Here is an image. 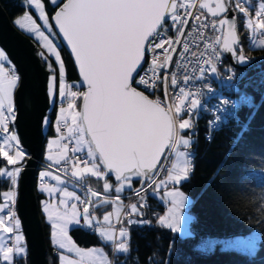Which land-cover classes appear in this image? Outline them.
Masks as SVG:
<instances>
[{
    "label": "water",
    "instance_id": "water-1",
    "mask_svg": "<svg viewBox=\"0 0 264 264\" xmlns=\"http://www.w3.org/2000/svg\"><path fill=\"white\" fill-rule=\"evenodd\" d=\"M183 1L66 0L49 21L84 89L79 118L89 146L105 170L104 178L112 172L116 184L117 179L135 172L141 182L132 193L154 173L168 146L171 123L165 110L130 84L142 67L147 41ZM197 7L219 18V52L230 68L244 70L235 64L238 37L228 0H199ZM24 36L0 7V49L19 75L13 94V127L28 154L18 176L16 214L27 264H46L33 181L44 142L49 72L43 68V55ZM30 157H34V165Z\"/></svg>",
    "mask_w": 264,
    "mask_h": 264
},
{
    "label": "trees",
    "instance_id": "trees-1",
    "mask_svg": "<svg viewBox=\"0 0 264 264\" xmlns=\"http://www.w3.org/2000/svg\"><path fill=\"white\" fill-rule=\"evenodd\" d=\"M65 1L60 0L52 6L49 0H41L49 21ZM239 3L245 4L252 12H255L256 0H251L249 6L243 1ZM24 4L25 0H0V7L7 19L21 33L24 32L15 25V21L21 16L25 15L37 23L32 9ZM178 10L179 7L176 12ZM241 18L239 15L235 16L236 33L240 45L244 48L245 57L250 62L244 66L246 69L237 72L235 83L245 86L241 94L249 95L253 99V104L240 108L237 117L228 118L230 121L223 124L211 137H208L207 116L194 120L191 128L182 132L183 137L191 140L184 147L189 154L191 173L178 185V190L190 199L187 209L191 216L188 225L190 236L180 238L158 225L156 221L164 211V207L149 196L147 205L141 210V220L146 221L147 224L125 226L128 232L127 248L124 254L115 256L113 264H264V47H251L247 39L248 29L244 27ZM169 23V20H166L164 26ZM32 41L35 42L33 39ZM41 51L45 56L43 62L45 69L56 76L57 82L56 65L53 59L43 50ZM58 51L63 64L65 81L69 84L76 83L72 86L73 96L69 99L80 113L84 89L70 56L60 44ZM221 69L223 73L230 69L224 58ZM4 70L6 72L5 67ZM132 85L139 89L135 82ZM57 107L56 101L53 109L47 113L49 121L44 131L45 142L49 137L54 136L53 122ZM44 148L45 144L43 151ZM97 161L100 164L98 157ZM5 164V161L0 159V169ZM101 170L105 173L102 166ZM114 178L115 175L110 172L103 179L88 177L82 179L79 184L101 192L108 198L110 196L123 198L141 182V177L135 172L116 180V184ZM37 181L38 173L34 186L38 203L43 196L37 192ZM106 183L111 187L109 192L103 189ZM119 186H122V191L116 195L114 189ZM11 188V180L0 176V202L2 193L9 192ZM85 195L89 197L87 192ZM128 198L129 196H125L124 200ZM6 214L11 217L12 212H6L2 216ZM152 214L156 218L148 221ZM39 219L46 249V263L57 264L55 253L57 251L50 245L49 226L45 225L40 214ZM254 228L258 230L260 241L255 253L251 256L230 251L200 254L194 250L196 242L203 237L225 238L245 235ZM68 235L79 248L103 246L95 233L83 232L81 228L69 229ZM14 237V232L12 236H7V242L12 243L13 249ZM5 251L9 253L7 247ZM11 264H27L25 254L13 258Z\"/></svg>",
    "mask_w": 264,
    "mask_h": 264
},
{
    "label": "rangeland",
    "instance_id": "rangeland-1",
    "mask_svg": "<svg viewBox=\"0 0 264 264\" xmlns=\"http://www.w3.org/2000/svg\"><path fill=\"white\" fill-rule=\"evenodd\" d=\"M49 1H50L49 3L52 6H55L60 0H49ZM237 1H239V2L243 1L244 2V0H237ZM229 2H230V0H229ZM247 2L250 4L251 0H247ZM24 5H26L32 9V11L34 12V15L37 19V23H36L24 15L28 20H30V23H31V24L25 25L24 29L26 30L27 33L33 34V37L39 43L40 49L43 50L47 54V56H49L50 58L53 59L55 65H56V71H57V82L55 81L56 76L53 75L52 73H49L47 84H46V86H47V97H48V101H49V105H50L49 111H51V109H53L56 101H57L58 107H57L55 119L53 122L54 136L49 137L47 139V141L45 142V148H44V151L42 154V161L46 165V168H42L38 172V181L47 179V182L44 183L43 186L40 184V186L38 187V190L40 193L41 189L48 186V185H50V187L57 188V185L55 183L49 184L50 183L49 179L51 177H54V176H59L68 182V184H62L61 183L59 186L60 189H63L62 190V199L68 200L70 197H73V198H75V201L77 200L79 202V200H80V195H79L80 185H79V183L82 181L81 176L103 179L105 173L101 170V166H100L99 162L97 161V156L91 150L89 143L86 139V136L83 133L82 124H81L80 118H79L80 113L78 112V109L75 107V104L72 101H70V99H69V97L72 98V96H73L72 95L73 94L72 86L76 85V83H70L69 84L65 81L63 64H62V61H61V58L59 55V51H58L59 42L51 30L49 20L47 18V15H46L44 7H43V3L41 2V0H25ZM179 6H180V4H177L176 7H179ZM255 6L257 7V11H255V12H252L250 10V8L247 6L243 7V9H247L250 12V13L248 12L250 14L249 19H247V17L243 16L244 15L243 13L239 12L238 15L242 17L241 20L243 22L244 27L248 29L247 39H248L251 47L262 48V47H264V42H258V41L254 40V38H253L254 32H253L252 27H255V26L258 27V25L259 26L261 25V19H260L259 15L262 12H264V1L256 0ZM232 8H233V11H235L234 7H232ZM236 12L237 11H235V13ZM177 13H178V11L174 12V14L168 16L169 19L167 18L166 20H169L170 23L174 22L175 14H177ZM236 15H237V13L234 14L233 17H235ZM163 24L160 27H162ZM235 25H236V20H235ZM0 51L3 53L2 54L0 52V63H1L2 60L6 58V56L1 49H0ZM5 61H6V59H5ZM237 65L240 67L246 66V64H244V62L240 58H237ZM8 75L9 76L5 75L4 65H3V67H1V65H0V76H1L0 78H3L5 80V82L0 83V94H1L0 95V105H1L0 108H3V109H0V112L3 111L4 109H6L5 113H10L12 115V119H13V115H14V113H13V94H14L15 88L17 87L18 80L7 81L9 79V77L11 76V73H9ZM7 89L10 90V94L5 93L7 91ZM146 99H148V98L146 97ZM176 105H177V107H179L181 105V103H177ZM5 107H8V108H5ZM7 110H11V111H7ZM176 113H177V116L180 115L178 110L176 111ZM233 119H235V118H233ZM48 121H49V119L47 116L43 120V130L44 131L47 128ZM61 121L65 122L67 124L66 132H64V133L60 132L59 127H58L59 122H61ZM223 124H226V123L221 121V125H220L219 129L221 128V126ZM4 125H5V127L8 128V130L3 129L5 132V138L0 136L2 138L0 140L1 141L0 142V159H3L7 165L6 164H5V166L3 165V167L0 169V175L3 177H7L8 175L11 174L10 171L12 170V167H13L17 170L15 173L16 174V181H17L20 170L22 169L24 160L26 159V154H25V152H23L21 150L16 151L13 148V145H15L17 142H19V140L15 134V131H14L13 121H12V124H5L4 123ZM179 129L181 132H184L188 129L187 123L183 119H181V121H180ZM65 141L71 142L74 145V150L71 151L73 155L84 154L86 156V160H88V161H86L87 162L86 164L82 163L83 159L77 158L76 159L77 166H75L73 164H71V166H70L71 153L64 146ZM190 141H191L190 139H187L186 137L182 136L181 139L179 140L178 144H180V145L182 144L181 148L186 149L184 147ZM12 143H13V145H12ZM169 148H170V150L173 151L172 147H169ZM13 151H15L14 161L11 160L9 157V155L13 154ZM55 151H56V154H55ZM82 151H83V153H80ZM179 153L180 154H176V156H175V157L178 156L176 158V161H175V164L177 163V165L174 166V169H172L173 167H171L170 174L173 170L172 175H176V177L181 178L182 180H185L186 176H188L187 165H186L187 160H186V158H184L183 152H179ZM185 155H186V153H185ZM64 159H66V160L64 162H62V164L68 166V168L70 169L69 173L57 170V167L59 164L58 165H56V164L58 162L64 160ZM187 159L189 160V156ZM84 161H85V159H84ZM14 163L19 164V165L16 167L14 165ZM83 164H84V166H82ZM80 166H82V167H80ZM190 168H191V165H190ZM156 170L152 174V179L158 175L159 170H157V171ZM161 174H162V172H161ZM169 175H166L165 177L161 176V178L159 179V182L156 183V185L157 184L158 185L160 184V185L159 186L157 185L156 186L157 188H153L150 192L151 193L150 196H152V194L154 192V194L157 197H159L161 200L172 201L171 204L170 205L168 204L167 208H165L164 211L159 216H163L166 214V215H171L170 217H173V218L174 217L179 218L177 215L178 214L181 215V213H182V215L185 214V217L190 218L191 216L189 215V213L187 211L188 207H187V209L185 208L184 211L178 209L181 206H183L185 203L181 202L176 197V195L169 196V195L174 194V192H171V191H173L174 189L178 190V185L180 184V183H178L177 186L175 185V186L171 187L172 182L170 181V179H168ZM156 179H154V181ZM149 183H150V180L148 181V184ZM15 186L17 188L16 183H15ZM83 189L85 190V192L87 190L89 191V187H86L84 184H83ZM103 189H104V191L109 192L111 190V187L108 183H106L105 185H103ZM121 191H122V186L116 187L114 189V194L118 195V194H120ZM166 191H168L169 195L166 194ZM99 193H100L99 195L101 196L102 193L101 192H99ZM131 193L124 195L123 198L125 199V196H129ZM180 193H181V195H183L184 199L187 200L186 204L190 205V199L185 194H183L182 192H180ZM57 197H58V193H56V195H54L53 198L49 199L46 202H44L43 198L40 200V202L42 204L46 203V205H45L46 209L50 208L49 213H50V211H52V213H54L53 208L56 206ZM93 198H94V196H92L90 199H88L89 205L87 207H85L88 211H89V206L94 209V199ZM10 201H11L10 192L2 193L1 202H0V256H1L0 257V264H11L12 258L10 259V257L13 256V254L2 253L3 251L5 252V247H7V246H4L5 243L7 245V236H8L7 234H9L13 230V227H11L9 219H8V218H10V216H6V218H4V216H2V213L7 212L6 208L9 207ZM75 201H73L72 203H74ZM145 201L147 203L148 197H146ZM145 201H144V203H145ZM13 202H15V200ZM83 203L87 204L88 203L87 199L80 201L81 205H83ZM51 208H52V210H51ZM94 214H95V212H94ZM121 214H122V211L120 213V216L118 217V219L115 222V223L119 224V229H120V231L118 233V239L117 240H116L117 232L112 230L113 226H115V225L111 226L112 228L109 227V230L113 234V238L111 237L112 238L111 246L113 244H115L117 252H122L123 250L126 251L127 242H128V232H127L126 227L123 226L124 225L123 222H124V219H125L127 214L125 213L123 215V217H121ZM12 216L14 218L15 228L17 230L16 234H15V238H14L15 254H16V256L19 257V256L24 255L23 250L25 251V246H24L22 234L20 232L19 220L17 218L16 210L14 208V203H12ZM152 218L153 217H151V215H150L149 216L150 220H148V221H153L154 219H152ZM53 220L54 219H52V221ZM157 222H158V225L162 226L163 228L171 229L174 232L172 234L175 235V231L178 229V227L175 226L176 220H169L165 223H163L161 220H159ZM54 223H55V225L53 228V239H57V241H58L57 247L62 248V250H64V252H69V249H68L69 244H67V242L65 240V236L63 237L60 233L61 232V229H60L61 221H55ZM137 223L139 225L147 224V222L144 220L143 221L140 220ZM182 226L187 231L186 237L190 236V231L187 228V226L185 224ZM82 231L84 232L83 229H82ZM42 235H43V232H42ZM259 241H260V236H259L258 230L254 228V229L250 230L245 235L230 236V237H225V238L224 237H203L199 241L196 242V244L194 245V250L200 254H206V253H210V252L212 253L214 251H218V252L230 251V252H237L239 254L251 256L255 253L256 248L259 244ZM44 246H45V244H44ZM12 249H10L9 251H12ZM71 250L73 251L72 248H71ZM111 251L112 250L109 251V254L111 253ZM45 256H46V249H45ZM61 258H63V256H61ZM63 259H65V261L62 264H70V263L76 264V263H78V262H69V260H67V258H63ZM45 260H46V258H45ZM113 261H114V259H113ZM107 262H108V264H110V260H107ZM111 263L113 264L112 260H111Z\"/></svg>",
    "mask_w": 264,
    "mask_h": 264
},
{
    "label": "built area",
    "instance_id": "built-area-1",
    "mask_svg": "<svg viewBox=\"0 0 264 264\" xmlns=\"http://www.w3.org/2000/svg\"><path fill=\"white\" fill-rule=\"evenodd\" d=\"M198 1L184 0L179 6L174 22L165 26L163 24L160 31L150 38L144 49L142 68L135 77V81L143 86V93L148 100L164 108L174 121L175 126L172 123L173 130H179V132L181 119L187 123V126L192 125L194 118L199 116L200 112H205V108L209 106V100L216 94L221 96L220 102L222 104L221 114L213 115L214 117L211 119L218 121L216 129L220 126L221 121L226 123L229 120L227 115L236 118L239 109L243 107L240 106L241 104L245 107L252 105V99L249 95L243 96L241 94L244 92L245 86H239L235 83V71L230 68L227 72L228 75H222L225 74L221 71L222 57L219 55V42L222 33L216 30V20L197 7ZM230 7L231 10L234 7L237 14L243 13L244 15H242L249 19L250 12L243 9L246 7L245 4L239 3L237 0H230ZM259 16L261 25L252 27L253 38L255 41L264 42V12ZM164 49H167L166 53H162ZM235 51L236 56L244 64L250 62L245 57L244 48L239 42L235 46ZM9 73L10 71L7 69L5 75L9 76ZM219 77L223 80H220ZM222 93L225 96H222ZM177 103H181V105L177 107ZM177 110L180 113L179 116H177ZM0 113V136L5 138L3 129L6 130L7 127L4 123L12 124L13 119L10 113ZM211 123H208L209 129L212 127ZM64 127V123L59 122V130L63 131ZM172 137H174L173 140L176 139V135ZM17 147L18 145H13L14 150ZM67 148L70 149L71 146L68 145ZM183 154L184 158L188 155L184 149ZM77 158L82 159V157H74L76 164ZM186 160V165H190L189 160ZM82 163H84V159ZM161 176V171H159L158 175L150 181V185L147 184L143 189L131 193L129 195L130 203L145 201ZM154 179L156 180L154 181ZM84 191L83 186L80 185L79 206L82 208L89 205V198ZM86 199L88 203L81 205L80 201ZM124 214L125 210L122 211L121 217ZM89 215H94L93 208L90 206ZM151 217L154 219L155 216L152 214ZM113 225H111L113 228L110 227L117 232L119 224L114 223ZM113 248L112 246L110 249L112 251L109 254L110 264H112L111 260L112 262L113 259L115 260ZM7 249H12V243L7 246Z\"/></svg>",
    "mask_w": 264,
    "mask_h": 264
},
{
    "label": "crops",
    "instance_id": "crops-1",
    "mask_svg": "<svg viewBox=\"0 0 264 264\" xmlns=\"http://www.w3.org/2000/svg\"><path fill=\"white\" fill-rule=\"evenodd\" d=\"M244 2L248 6L250 5L247 1L244 0ZM255 11H257L256 6H255ZM27 24H31V23H30V20H28L25 16H22L15 21V25L18 27L19 30H21L22 32L29 35L32 39L35 40V38L33 37V34L27 33L26 30L24 29V26ZM35 41H37V40H35ZM5 59H3L2 62L0 63L1 67H3V65H4V67H6L8 60L6 59V61H5ZM9 80L10 79H8L7 81H9ZM2 82H5V80L3 78H0V83H2ZM5 93L10 94V90L7 89V91ZM0 107H1V105H0ZM5 108H8V107H5ZM0 109H3V108H0ZM3 111H6V109H4ZM80 153H83V151ZM55 154H56V151H55ZM176 154H180V153H176ZM176 154H175V156H176ZM14 155H15V152L13 154L9 155L10 159L13 161L15 159ZM175 156H174V160L172 162V165H173L172 169H174V166L177 165V163L175 164V161H176V158L178 156L177 157H175ZM65 160L66 159L58 162L56 165H58V164L60 165V163L62 164V162H64ZM86 161H88V160H86ZM86 161L84 164L87 163ZM84 164L82 166H84ZM14 165L17 167L19 164L14 163ZM82 166H80V167H82ZM16 171L17 170L16 169L13 170V167H12V170L10 171L11 172L10 175H8L7 177H3L0 175L3 178H8L9 180H11L12 188L9 191L10 197H11V201L9 202L10 204L13 203V201L16 199L15 183L17 185V182H18V179L16 181V174H15ZM172 173H173V170L168 177V179H170V181L172 182L171 187L175 186V185L177 186L178 183H181L183 181L181 178L176 177V175H172ZM81 177H82V179L88 178V177H84V176H81ZM90 178H92V177H90ZM44 180H47V179H44ZM49 182H50L49 184L55 183L57 185V188L50 187V185H48V186L42 188L40 193H39L38 189H37V191L40 195L43 196L44 202L53 198L54 195H56V193H58V197L56 200V206L53 208L54 213H52V211H50V213H49L50 208L46 209V207H45L46 203L42 204L39 201L37 203V206H38V214L41 215L45 225L49 226L50 245L55 251H57V252H55L57 264H62L65 261V259H63V258H67V260H69V262H78L76 264H108L107 260H109V251H110L112 246H114V251H115L114 255L115 254L120 255V254L125 253V250H123L122 252H117L115 244H113L111 246L113 234L109 230V227L116 222V220L120 216L121 211L123 210V204L125 201L124 198H121L119 196H110L108 198V197H105L104 194H102L100 196L99 192H96L95 190L89 188V191L87 190L86 192L89 195V197H88L89 199L92 196H94V198H93L94 199L93 211L95 212L94 215H89V211L85 207L84 208L80 207L79 202L77 200L75 201V198L70 197L68 200L62 199V190L63 189H60L59 186L61 183L62 184H68V182L65 179H63L59 176H54V177H51L49 179ZM171 192H174V194L169 195L168 191H166V194H168L169 196L176 195V197L181 202L185 203L183 206H181L178 209L183 210V211L185 208L187 209V207H188V204H186L187 200L184 199L183 195H181V193L175 189ZM152 199L155 200L158 204H161L164 207V209L167 208L168 204L170 205L172 202L170 200L163 201L159 197H157L154 193L152 194ZM73 201H75V202L72 203ZM6 209H8V208H6ZM51 210H52V208H51ZM141 210H142V208L140 205L131 206L129 209V213L126 215V217L124 219V222H123L124 225L123 226L139 225L137 222L141 220V215H142ZM2 215H4V213H2ZM6 216H7V214L4 216V218H6ZM170 216L171 215H166V214L163 216H158L157 221L161 220L163 223H165L169 220H176L175 226L178 227V229L175 231V235H177L181 238L189 237V236L186 237L187 231L182 225L185 224L188 228V225L191 221V217L190 218L185 217V214L182 215V213H181V215H179V214L177 215L179 218L174 217L175 218L174 219L173 217H170ZM137 217H139V219ZM8 219H9L11 227H13V230L7 235L12 236L13 232L16 234L17 230L15 228V222H14L13 216L11 215V217ZM52 219H54V220L52 221ZM55 221H61V227H60L61 232L60 233L63 237L65 236V240H66L67 244H69V248H68L69 252H64V250H62V248L57 247L58 241H57V239H53V228L55 225V223H54ZM157 224H158V222H157ZM71 228H81L86 233H89V232L95 233L99 237L103 246H101V247L100 246L99 247H90V248H86V249L79 248L77 245H75V243L70 239V237L68 235V231ZM167 230L174 233L171 229L167 228ZM119 231H120V229H118V231H117V239H118ZM71 248L73 249V251L71 250ZM2 253L13 254V256L10 257V259L12 258V260H13V258H16L17 256L15 254V244H14V249H12V251H9V253H7L6 251L5 252L3 251ZM23 253L25 254L24 250H23ZM61 256H63V258H61ZM25 257H26V254H25ZM12 260H11V262H12ZM70 264H73V263H70Z\"/></svg>",
    "mask_w": 264,
    "mask_h": 264
},
{
    "label": "bare ground",
    "instance_id": "bare-ground-1",
    "mask_svg": "<svg viewBox=\"0 0 264 264\" xmlns=\"http://www.w3.org/2000/svg\"><path fill=\"white\" fill-rule=\"evenodd\" d=\"M210 6V8H213V5H209ZM228 9L231 11V13H232V17L234 16V14H236L235 13V11H233V10H231V7H230V2H229V0H228ZM176 10H177V7L175 8V10H174V12H176ZM179 11V10H178ZM238 15V14H237ZM177 16V15H176ZM211 17H213L216 21H215V24H216V27H217V29L216 30H219V31H221V33H222V30H221V28L219 27V24H218V21H219V18L217 17L216 18V16L215 15H212ZM234 18V20H235V17H233ZM10 24H11V22H10ZM12 25V24H11ZM12 27L14 28V29H16L13 25H12ZM215 27V28H216ZM160 28L161 27H159L158 28V30H156L155 31V33H157V32H159L160 31ZM17 30V29H16ZM20 32V31H19ZM21 33V32H20ZM155 33H153L152 35H151V37L150 38H152L154 35H155ZM22 34V36L23 35H25L24 37H26L29 41H30V43L32 44V45H34L39 51H40V53L43 55V60H42V65H43V68H44V70L45 71H48V70H46L45 69V66H44V64H43V62H44V60H45V56H44V54H43V52L39 49V47H38V42L37 41H35L34 39V41L35 42H33L32 41V38L29 36V35H27V34H24V33H21ZM150 40V39H149ZM148 40V41H149ZM147 41V42H148ZM147 44V43H146ZM27 46V45H26ZM167 52V49H164L163 51H162V53H166ZM220 53V52H219ZM144 55H145V53H144ZM219 55H221V54H219ZM238 57L236 56V59H237ZM223 59V58H222ZM143 60H144V58H143ZM235 64H236V66H238L237 65V61H235ZM143 65V64H142ZM239 68H245L246 69V67H240V66H238ZM6 69H8L9 71H10V73H11V76L9 77V79L10 80H18V77H19V75H18V73H17V71H16V69H15V67H14V65L13 64H11V63H7V65H6V67H5ZM232 70H234L235 71V75L237 76V72L238 71H241V70H235V69H233L232 68ZM221 71H222V69H221ZM139 72V71H138ZM138 74V73H137ZM223 76H226V75H228V73L227 72H225V74H222ZM48 76H49V74H48ZM219 79L220 80H223L222 78H220L219 77ZM47 80H48V77H47ZM135 82V84L137 85V86H139V89H136V88H134L133 87V83ZM46 84H47V82H46ZM131 88L134 90V91H137V92H139L141 95H143V96H145V94L143 93L144 91H143V86L140 84V83H138L137 81H135V78L133 79V81L131 82ZM243 95V94H242ZM46 96H47V86H46ZM222 96H225L223 93H222ZM243 96H246V95H243ZM251 98V97H250ZM220 99H221V96L219 95V94H216L215 96H212L211 97V99L209 100L210 102L208 103L209 104V106L207 107V108H205V112H203V113H201L200 112V115L199 116H196L195 118H194V120L195 121H197V120H199L201 117H204V116H207V131H208V137H211V135L215 132V131H217L218 129H219V127H218V129H216L217 128V124H218V121H212L211 119L214 117L213 115H219V114H221V112H220V110L222 109V104H221V102H220ZM252 99V98H251ZM47 100H48V97H47ZM252 104H253V99H252ZM227 105V104H226ZM48 110L46 111V113H45V116H44V118H46L47 117V113H48V111H49V108H50V105H49V101H48ZM240 106H245V105H240ZM163 110H164V108H162ZM29 110L31 111V114L35 111L34 110V106L33 105H31L30 107H29ZM167 113V112H166ZM208 113V114H207ZM1 114V113H0ZM30 114V116H32ZM167 115H168V113H167ZM168 117H169V120H170V123H171V129H170V138H169V143H168V146H167V148H165V150L162 152V155H161V157H160V159H159V162H158V164H157V166H156V168H155V170L157 169V170H159V171H161L162 172V176L163 177H165L166 175H169L170 174V171H171V167H172V162H173V160H174V156H175V154L176 153H179V152H183V148H181V145L180 144H178V142H179V140L181 139V137H182V132L180 131L179 132V130L178 131H175V130H173V127H172V123L174 124V121H172V119H171V117L168 115ZM227 117L228 118H230V117H232V116H230V115H227ZM44 118H43V120H44ZM195 121H192V124H193V122H195ZM61 122H63V121H61ZM209 122H212L211 124H212V127H211V129H209L208 128V123ZM64 123V125H65V127H64V130L63 131H60V132H66V128H67V124L65 123V122H63ZM220 125H221V123H220ZM174 126H175V124H174ZM191 126L192 125H190V126H188V128H191ZM58 127H59V125H58ZM42 128H43V123H42ZM43 132V135H44V142H43V144H42V149H41V159H40V161H39V163L37 164V166L35 167V176H34V181H33V192H34V195L36 196V193H35V180H36V177H37V173L39 172V170L38 169H42L43 168V166H46L43 162H42V151H43V146H44V144H45V133H44V130H42ZM177 133H178V137H177ZM176 135V139H174L173 140V137L172 136H175ZM178 139V140H177ZM177 140V141H176ZM16 145H18V147L16 148V151H23V152H25L23 149H22V145H21V143L20 142H17L16 143ZM64 145L67 147L68 145H70L71 146V148L70 149H68L69 151H70V153H71V160H70V166H71V164H73V165H75V166H77V164H76V162L74 161V157H82V159H85V161H86V156L84 155V154H78V155H73L72 154V150H74V146H73V144L71 143V142H68V141H65L64 142ZM169 147H172L173 148V151L172 150H170V148ZM184 151L185 152H187V149H184ZM26 153V152H25ZM188 153V152H187ZM189 155V154H188ZM188 155H187V157H186V159L188 158ZM26 158H28V154L26 153ZM34 158V157H33ZM33 158H31L30 157V162H32V164L34 165L35 164V161H34V159ZM26 160V159H25ZM85 161H84V163H85ZM25 162V161H24ZM13 170H15V168H13ZM57 170L58 171H62V172H70V169L68 168V166L67 165H58V167H57ZM154 170V171H155ZM156 170V171H157ZM187 171H188V175L191 173V168H190V165H187ZM114 174V173H113ZM115 175V174H114ZM141 177V176H140ZM122 178V177H121ZM121 178H119V179H121ZM150 178V179H149ZM149 178H145V181H144V183H143V185H142V187L139 189V190H141V189H143L144 187H146L147 186V184H148V181L150 180H152V176L151 177H149ZM118 180V179H117ZM47 182V180H41V181H37V185H38V187L40 186V184L43 186V184L44 183H46ZM159 182V178H158V180L156 181V183H158ZM80 185V184H79ZM158 185V184H157ZM157 185H155V187L154 188H157L156 186ZM160 185V184H159ZM158 185V186H159ZM156 191V190H155ZM154 193V192H153ZM79 195H81V192H79ZM142 198H144V197H142ZM14 203V208H15V210H16V206H15V202H13ZM133 205H140L141 206V208L143 207V208H145V206L147 205V203H146V201H145V203H144V201H138V202H136V203H130V199L128 198V200H126V201H124V204H123V210L122 211H124L125 210V213L126 214H128L129 213V209H130V207L131 206H133ZM12 212V203L9 205V207H8V209H7V212ZM155 216V215H154ZM98 217V216H97ZM156 218V216L154 217V219ZM113 225V224H112ZM122 227V226H121ZM118 231V230H117ZM116 239H117V237H116ZM11 244V242H7V246H9ZM115 252V251H114ZM115 256H116V254H115Z\"/></svg>",
    "mask_w": 264,
    "mask_h": 264
},
{
    "label": "flooded vegetation",
    "instance_id": "flooded-vegetation-1",
    "mask_svg": "<svg viewBox=\"0 0 264 264\" xmlns=\"http://www.w3.org/2000/svg\"><path fill=\"white\" fill-rule=\"evenodd\" d=\"M210 7V6H209Z\"/></svg>",
    "mask_w": 264,
    "mask_h": 264
}]
</instances>
